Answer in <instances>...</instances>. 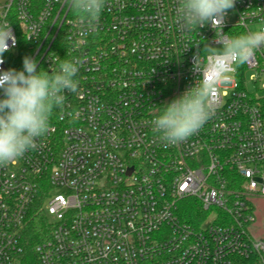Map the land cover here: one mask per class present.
<instances>
[{
  "label": "built area",
  "instance_id": "2783aa9c",
  "mask_svg": "<svg viewBox=\"0 0 264 264\" xmlns=\"http://www.w3.org/2000/svg\"><path fill=\"white\" fill-rule=\"evenodd\" d=\"M177 7L105 0L91 31L65 0H0L16 39L0 70H23L26 56L49 74L79 60L78 91L53 109L38 147L0 165V264H24L40 200L51 234L37 264H264V48L231 63L196 134L164 142L152 120L207 78L222 48L211 22L181 30ZM261 28L264 0H236L222 32Z\"/></svg>",
  "mask_w": 264,
  "mask_h": 264
},
{
  "label": "clouds",
  "instance_id": "9594fccd",
  "mask_svg": "<svg viewBox=\"0 0 264 264\" xmlns=\"http://www.w3.org/2000/svg\"><path fill=\"white\" fill-rule=\"evenodd\" d=\"M66 5L78 14L79 21L88 30L98 27L105 0H65ZM236 0H178L176 20L183 31H192L211 22L220 51L212 53L214 62L208 67V76L180 96L165 103L159 115L152 120L153 130L161 140L169 144L184 142L196 134L211 116L209 99L216 82L221 79L231 63L247 62L256 50L264 48V28L249 31L235 37L222 32L223 20ZM16 45L10 24H0V65L4 53ZM194 57L193 67L205 76ZM79 60H66L59 71L49 74L37 71V61L23 58V70H0V165L22 157L27 151L38 147L37 140L45 135L53 109L65 103V93H76Z\"/></svg>",
  "mask_w": 264,
  "mask_h": 264
},
{
  "label": "trees",
  "instance_id": "16d2710c",
  "mask_svg": "<svg viewBox=\"0 0 264 264\" xmlns=\"http://www.w3.org/2000/svg\"><path fill=\"white\" fill-rule=\"evenodd\" d=\"M264 112V108H263ZM41 200L31 211L29 220L23 230L22 237L25 245L24 264H37L36 246L42 241L49 238L51 226L47 215L39 207Z\"/></svg>",
  "mask_w": 264,
  "mask_h": 264
},
{
  "label": "rangeland",
  "instance_id": "374dc122",
  "mask_svg": "<svg viewBox=\"0 0 264 264\" xmlns=\"http://www.w3.org/2000/svg\"><path fill=\"white\" fill-rule=\"evenodd\" d=\"M222 48H216L213 49L212 52L220 51ZM251 89H253V84L249 86ZM259 96H262L264 98V92L259 94ZM259 207H260V217H261V222L260 226L258 227V235L263 236L264 239V200L259 202Z\"/></svg>",
  "mask_w": 264,
  "mask_h": 264
}]
</instances>
